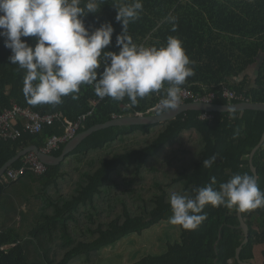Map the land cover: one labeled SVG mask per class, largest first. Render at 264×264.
<instances>
[{"label":"trees","instance_id":"obj_1","mask_svg":"<svg viewBox=\"0 0 264 264\" xmlns=\"http://www.w3.org/2000/svg\"><path fill=\"white\" fill-rule=\"evenodd\" d=\"M142 2L141 17L128 25V32L134 43L146 47L165 46L169 36L182 41L195 72L182 90L199 98L214 92L213 102L218 104L264 103V0ZM116 4L117 0H102L100 11L85 18L90 30L100 22L113 24L112 44L105 51H119L115 37L122 26L115 20ZM169 16L176 18L174 32ZM22 40L36 43L33 37ZM10 55L0 37V113L19 105L76 121L92 111L79 132L115 116L163 113L153 110L161 95L150 94L138 106L126 107L127 98L101 100L91 86L81 87L78 100L69 95L58 105L32 106L22 92L25 72L10 64ZM250 68H257L253 84L246 78ZM224 88L238 98L224 97ZM190 101L194 100L182 103ZM19 121L20 136L0 139V169L20 150L31 145L43 148L48 137L63 132L57 122L34 134ZM263 133V110H189L164 122L96 131L42 174L27 171L10 183L4 174L0 178V264H102L104 249L172 216L171 193L194 197V189L207 186L212 176L216 190L235 174L254 176L250 156ZM65 145L52 154L61 155ZM213 155L217 157L213 166L203 167V160ZM23 158L9 168L20 167ZM253 164L259 175L257 185L264 191V143ZM203 212L207 219L195 230L181 227L179 240L169 242L164 253L131 264H240L236 250L245 233L238 212L210 204ZM243 217L250 238L240 257L254 264L261 259L264 264V207L243 212Z\"/></svg>","mask_w":264,"mask_h":264},{"label":"clouds","instance_id":"obj_2","mask_svg":"<svg viewBox=\"0 0 264 264\" xmlns=\"http://www.w3.org/2000/svg\"><path fill=\"white\" fill-rule=\"evenodd\" d=\"M102 0H0V37L11 51L10 64L24 70L22 92L28 104L58 105L63 97L79 99L82 86H91L95 95L116 102L127 98L126 107H136L150 94L161 95L157 111L177 110L182 103V85L195 72L193 61L178 37L169 36L165 46L146 47L133 42L128 25L140 19L142 0H117L115 20L122 30L115 37V51H105L115 32L111 22H100L90 30L88 14L100 11ZM83 4V6H81ZM176 31V18H166ZM22 37L35 38L30 45ZM217 157L203 160L211 168ZM216 177L207 186L194 189L195 196L171 193L170 223L195 230L204 220L206 205L250 212L264 207V191L249 174H235L213 188Z\"/></svg>","mask_w":264,"mask_h":264},{"label":"built area","instance_id":"obj_3","mask_svg":"<svg viewBox=\"0 0 264 264\" xmlns=\"http://www.w3.org/2000/svg\"><path fill=\"white\" fill-rule=\"evenodd\" d=\"M222 92L223 96L226 98H238L236 93L229 88H224ZM215 97L216 93L214 92L209 93L203 98H199L195 97V95L187 89L182 90V102L188 99H193L194 101L213 102ZM156 105L153 108L154 111L157 110ZM91 112L92 111L79 117V119L76 121H72L63 117L60 113L40 114L39 112H35L31 109L14 105L13 107L7 108L2 113H0V139H15L20 136L21 128L19 125V120H22L24 130H27L30 133H40L46 126H54L57 122H59L63 126V132L61 134H54L48 137L44 147L41 148L45 153L52 154L53 151L60 149L62 145L69 142L79 133L80 128L84 124V120L86 119L87 115L91 114ZM136 114L144 113L137 112ZM204 117L209 118L211 115L205 114ZM48 166L49 165L44 163L35 152H29L24 156L22 165L20 167L7 169L5 177L7 182L10 183L17 180L27 171L42 174L47 171Z\"/></svg>","mask_w":264,"mask_h":264},{"label":"water","instance_id":"obj_4","mask_svg":"<svg viewBox=\"0 0 264 264\" xmlns=\"http://www.w3.org/2000/svg\"><path fill=\"white\" fill-rule=\"evenodd\" d=\"M189 110H204V111H219V112H234L242 110H263V102H252L249 100L242 101L239 103H229V104H218L208 101H190L181 103L180 107L177 110L165 111L161 114H135V115H124V116H115L113 119L106 121L104 123L96 124L86 130L79 132L74 138L66 143L61 155L56 156L54 154H48L42 151V149L36 145H31L20 150L14 157L8 160L3 167L0 169V178L5 174L7 169L11 167L16 161L24 157L29 152H35L39 158L46 163L47 165H57L61 163L65 156L71 151L76 149L78 145L88 136L93 134L96 131L111 127V126H120V125H134V124H151L156 122H164L167 120L174 119L179 115L189 111ZM264 143V133L259 144L253 149L250 156L251 169L254 173V178L258 182L259 175L256 166L253 164V157L256 151ZM238 217L240 220V227L245 233V238L243 243L236 250V259L240 264H254L252 262L243 261L240 257L242 247L248 243L250 238L249 225L243 217V213L238 212Z\"/></svg>","mask_w":264,"mask_h":264},{"label":"rangeland","instance_id":"obj_5","mask_svg":"<svg viewBox=\"0 0 264 264\" xmlns=\"http://www.w3.org/2000/svg\"><path fill=\"white\" fill-rule=\"evenodd\" d=\"M254 71L257 73V68H254ZM169 221L170 218L147 228L142 233L127 235L110 245L101 253L102 264H131L143 256L164 253L169 242L179 240L181 232V226L173 225Z\"/></svg>","mask_w":264,"mask_h":264},{"label":"crops","instance_id":"obj_6","mask_svg":"<svg viewBox=\"0 0 264 264\" xmlns=\"http://www.w3.org/2000/svg\"><path fill=\"white\" fill-rule=\"evenodd\" d=\"M250 69L251 70L248 69L247 72H246V74H247L246 78L249 80L250 84H253V83H255L257 75H256V73L254 71V68H250ZM243 77H244V75L241 78H243ZM262 263H263V261L261 259H259V262H257V264H262Z\"/></svg>","mask_w":264,"mask_h":264},{"label":"bare ground","instance_id":"obj_7","mask_svg":"<svg viewBox=\"0 0 264 264\" xmlns=\"http://www.w3.org/2000/svg\"><path fill=\"white\" fill-rule=\"evenodd\" d=\"M243 97V96H242ZM85 123V122H84ZM35 134V133H34ZM49 168V167H48Z\"/></svg>","mask_w":264,"mask_h":264}]
</instances>
